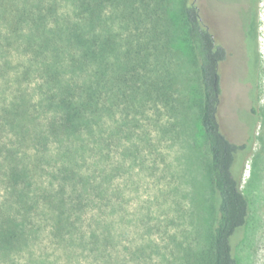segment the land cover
Returning <instances> with one entry per match:
<instances>
[{
	"label": "trees",
	"instance_id": "16d2710c",
	"mask_svg": "<svg viewBox=\"0 0 264 264\" xmlns=\"http://www.w3.org/2000/svg\"><path fill=\"white\" fill-rule=\"evenodd\" d=\"M171 3L0 0V261L25 254L27 264H54L32 254L39 233L67 261L72 247L100 253L113 245V223L100 219L121 212L110 182L123 164L111 154L128 156L124 144L141 119L169 102L180 24L197 65L198 122L216 196L211 244L194 264H236L233 239L248 217L236 169L248 145L230 141L219 119L226 53L198 0H181L176 15Z\"/></svg>",
	"mask_w": 264,
	"mask_h": 264
},
{
	"label": "rangeland",
	"instance_id": "374dc122",
	"mask_svg": "<svg viewBox=\"0 0 264 264\" xmlns=\"http://www.w3.org/2000/svg\"><path fill=\"white\" fill-rule=\"evenodd\" d=\"M180 1L172 0L175 15ZM223 1L235 8L210 0L215 7L203 13L226 53L221 66L222 131L233 143L248 145L236 169L248 217L233 239V252L236 264H264V0H246L240 6L246 15L236 9L241 0ZM200 3L206 8V0ZM181 31L179 24L170 59L176 78L169 102L141 119L124 144L132 151L128 156L111 154L123 164L110 182L121 192L112 200L121 212L100 219L113 223V245L101 247L100 253L72 247L74 258L67 261L61 246H51L46 234L39 233L34 256L43 253L54 264H194L208 251L216 196L209 188V157L198 122L197 65ZM130 142L135 150L129 149ZM94 215L91 207L84 218ZM25 256L18 255L15 264H27ZM0 264L11 263L4 259Z\"/></svg>",
	"mask_w": 264,
	"mask_h": 264
},
{
	"label": "flooded vegetation",
	"instance_id": "af4514ba",
	"mask_svg": "<svg viewBox=\"0 0 264 264\" xmlns=\"http://www.w3.org/2000/svg\"><path fill=\"white\" fill-rule=\"evenodd\" d=\"M220 1H222V3H225L227 6H229L230 4L229 3H226L225 1H223V0H220ZM251 1V0H250ZM201 0H198V5H199V10H200V13L203 15V17H204V19H205V15H204V13L203 12H205L204 10H209V11H212L213 9H211V7H212V4H213V6L215 7V5H214V3H212V2H210V0H206V8L204 7V5H202L201 3ZM246 5V0H241L240 1V5H238V7H236V9H238V10H240L244 15H246L247 13H245V10H244V12L240 9V6H242V5ZM230 8L231 7H234V5H230L229 6ZM235 8V7H234ZM249 8V7H248ZM249 10V9H248ZM244 15H243V18H244ZM206 20V19H205Z\"/></svg>",
	"mask_w": 264,
	"mask_h": 264
}]
</instances>
